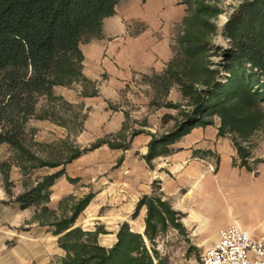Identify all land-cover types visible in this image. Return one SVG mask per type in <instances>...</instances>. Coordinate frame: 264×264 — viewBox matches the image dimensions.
<instances>
[{
  "label": "rangeland",
  "instance_id": "rangeland-1",
  "mask_svg": "<svg viewBox=\"0 0 264 264\" xmlns=\"http://www.w3.org/2000/svg\"><path fill=\"white\" fill-rule=\"evenodd\" d=\"M184 4L187 14L174 37L173 55L165 66L163 88L152 76V80L145 82L149 87L142 88V91L156 94L149 100L153 105L161 102L165 110L161 123L147 133L142 148L131 150L130 138L139 129L128 128L132 122L126 119L123 129L78 146L73 142V136L80 129L82 107L61 96L62 99H47L40 95L35 111L29 117L34 118V114L46 110L50 112L46 118L56 126L36 128L25 125L27 117L19 138L24 153L11 147L4 160L3 167L8 176L12 174L11 170L16 171L11 165L18 166L21 172L30 171L29 166L33 164H39L33 167L54 168L71 159L69 156L75 150L83 152L100 143L115 152V155L100 153L101 160L96 161L89 180L75 182L66 177L74 185L73 192L63 195L55 208L40 209L35 213L36 218L51 223L68 220L75 212L70 227L78 226L81 231L65 240H75L83 245L86 256L91 258L89 263L116 242L117 232L126 222L129 230L140 234L152 264H201V251L216 239L217 228L210 229L209 220L219 215L220 193L211 191L212 186H219V180L209 174L199 177L193 167L179 174L165 168V163L171 160V156H167L171 149L169 144L193 126H212L217 136L232 140L236 149L233 165L239 162L251 164V146L264 123V101L249 91L258 90L255 83L262 84L263 80L261 76L259 81L254 77L245 80L246 76L226 69L228 51L235 43L225 35V26L231 17H238L250 22L248 33L256 34L264 29V22L259 20V12L264 17V0H186ZM172 84L177 86L178 98L166 97ZM236 90L238 92L234 94L232 91ZM162 91L165 97L160 100ZM131 103L127 97L122 99L127 109L134 108ZM196 107L199 108L194 112ZM192 115L196 116L197 122L187 132L170 142L155 140ZM237 116H246L250 120L240 123L234 119ZM214 169L212 167V173ZM9 184L10 181L7 186ZM197 184L210 191L197 192ZM88 193V199L78 208L80 200ZM92 203L95 207L88 214ZM150 204L153 210L160 211L163 222L152 219L153 227L148 226L144 231L146 208ZM179 204L196 209L198 217L194 226L182 219L186 214L177 209ZM139 224L143 225L142 231H137ZM57 236L45 242L48 246L46 258L37 256L40 260L36 264H60L67 255H72L73 248L67 250L60 246Z\"/></svg>",
  "mask_w": 264,
  "mask_h": 264
},
{
  "label": "crops",
  "instance_id": "crops-1",
  "mask_svg": "<svg viewBox=\"0 0 264 264\" xmlns=\"http://www.w3.org/2000/svg\"><path fill=\"white\" fill-rule=\"evenodd\" d=\"M186 14V5L181 0H118L113 13L101 20L99 35L79 43L81 78L68 86L52 87L53 94L82 107L84 114L73 142L81 147L123 129L126 119L132 122L128 128L139 129L130 138L131 150L143 147L147 133L161 123L165 110L161 102L153 105L149 100L156 94L142 88L149 87L145 82L152 80L151 76L163 88L174 37ZM175 87L169 86L166 97L178 98ZM124 97L132 101L134 108L127 109L122 104ZM164 97L162 91L160 100ZM26 124L36 128L56 126L46 117H29ZM215 131L212 126L197 125L171 142L167 153L171 160L165 163V168L179 174L193 167L199 177L209 174L219 180V186L211 188L212 192L220 193V203L219 215L210 217V229L233 222L258 232L264 229V124L253 140L250 165L244 162L233 165L236 149L232 140L217 136ZM10 150L6 141H0V163L7 160ZM101 152L115 155L105 143H100L54 168L42 165L21 172L18 166L11 165L16 171L8 174L10 184L6 188L0 171V264H36L40 257L46 258L45 242L56 234L52 231L54 226L36 218L35 213L55 208L63 195L73 192L74 185L66 177L75 182L89 180L90 171L101 160ZM59 169L61 173L40 189L36 200L25 206L19 204L16 199L19 193ZM196 187L197 192L210 191L200 184ZM94 207L92 203L87 213ZM177 209L186 214L182 216L184 221L196 224V209L182 204ZM139 225L137 231H142L143 225Z\"/></svg>",
  "mask_w": 264,
  "mask_h": 264
},
{
  "label": "trees",
  "instance_id": "trees-1",
  "mask_svg": "<svg viewBox=\"0 0 264 264\" xmlns=\"http://www.w3.org/2000/svg\"><path fill=\"white\" fill-rule=\"evenodd\" d=\"M117 1L0 0V141H6L24 153L20 133L27 117L35 111L38 97L44 95L47 99H62L52 93V87L68 86L81 78L82 56L78 45L99 35L101 20L113 13V5ZM181 2L185 3L186 0ZM260 13L259 20L263 23L264 17ZM248 24L250 22L238 17H231L226 23L225 35L235 43L234 48L228 51L226 69L246 76L245 80L254 77L259 81L261 76L262 84L255 83L258 90L249 92L264 101V29L256 31V34L248 33ZM232 92L236 94L238 90ZM49 113L43 110L34 116L41 118ZM234 119L240 123L250 120L246 116ZM196 122V116H188L174 130L155 140L159 143L170 142L187 132ZM81 151L75 150L69 158ZM35 165L39 164L29 167ZM3 166L4 162H1L0 171L6 188L8 180ZM60 173L59 169L46 174L18 194L16 199L19 204L25 206L36 200L40 189L46 188ZM88 197L89 193L80 200L78 208ZM153 209L151 204L146 208L144 231L148 226L153 227L152 219L163 222L160 211ZM74 215L75 212L68 220L51 222L60 246L74 250L60 264H152L140 234L129 230L126 222L121 224L116 242L102 250L100 256H94L89 263L91 258L86 256L83 245L75 240H65L81 231L78 226L70 227ZM76 247L79 249L76 250Z\"/></svg>",
  "mask_w": 264,
  "mask_h": 264
},
{
  "label": "built area",
  "instance_id": "built-area-1",
  "mask_svg": "<svg viewBox=\"0 0 264 264\" xmlns=\"http://www.w3.org/2000/svg\"><path fill=\"white\" fill-rule=\"evenodd\" d=\"M201 264H264V229L253 232L236 223L217 229L216 239L200 253Z\"/></svg>",
  "mask_w": 264,
  "mask_h": 264
}]
</instances>
